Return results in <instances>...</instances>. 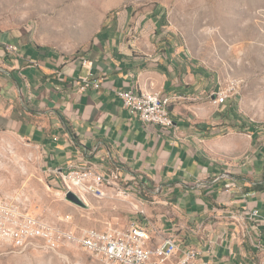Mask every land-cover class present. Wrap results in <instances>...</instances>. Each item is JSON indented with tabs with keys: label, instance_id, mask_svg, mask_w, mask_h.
<instances>
[{
	"label": "crops",
	"instance_id": "1",
	"mask_svg": "<svg viewBox=\"0 0 264 264\" xmlns=\"http://www.w3.org/2000/svg\"><path fill=\"white\" fill-rule=\"evenodd\" d=\"M162 35L127 39L113 27L70 57L0 31V131L35 147L52 189H64L55 171L71 163L120 167L128 195L99 202V218L146 227L152 247L173 236L174 259L195 249L207 264H264L262 154L244 156L240 144L225 152L222 136L237 121L212 102L220 87L183 44ZM85 78L100 86L82 88ZM120 89L170 96L173 124L131 118Z\"/></svg>",
	"mask_w": 264,
	"mask_h": 264
},
{
	"label": "rangeland",
	"instance_id": "2",
	"mask_svg": "<svg viewBox=\"0 0 264 264\" xmlns=\"http://www.w3.org/2000/svg\"><path fill=\"white\" fill-rule=\"evenodd\" d=\"M113 27L125 29L127 39L157 29L168 42L183 44L214 85L230 90L224 104L230 120L252 123L257 131L236 122L222 136L225 152L260 151L264 179V0H0V31L70 57L86 53ZM35 152L18 135L0 131V192L19 195L34 214L52 222L70 214L63 226L106 227L98 214L103 199L87 195L82 207L67 200L62 188H49ZM0 264L108 263L76 244L51 250L0 242Z\"/></svg>",
	"mask_w": 264,
	"mask_h": 264
},
{
	"label": "built area",
	"instance_id": "3",
	"mask_svg": "<svg viewBox=\"0 0 264 264\" xmlns=\"http://www.w3.org/2000/svg\"><path fill=\"white\" fill-rule=\"evenodd\" d=\"M9 49L19 50L15 45L9 46ZM87 62L92 65V61L84 59V64ZM92 84L100 86L99 83H92L90 78H85L82 88ZM117 92L131 118L139 119L145 124H173L169 109L170 96H164L161 91L120 89ZM211 97L214 105L222 106L227 103L230 90L220 88ZM55 172L63 181L65 198L68 191H73L82 199L87 195L99 200L128 195V190L121 185L120 167L99 171L90 164L71 163L66 171L57 169ZM19 198V195L0 192V242H7L17 249L37 244L57 250L62 246L76 244L108 264H207L198 262V252L195 249L185 252L181 259H174L178 244L173 236L166 237L156 246H149L151 234L138 223L134 222L128 227L109 223L103 229L63 226L62 222L71 221L70 214L59 217L58 221L61 223L52 222L34 214Z\"/></svg>",
	"mask_w": 264,
	"mask_h": 264
},
{
	"label": "water",
	"instance_id": "4",
	"mask_svg": "<svg viewBox=\"0 0 264 264\" xmlns=\"http://www.w3.org/2000/svg\"><path fill=\"white\" fill-rule=\"evenodd\" d=\"M66 199L79 205V206H82V207H85L87 206L85 204V202L82 200L81 197H79L76 193H74L73 191H68L67 194H66Z\"/></svg>",
	"mask_w": 264,
	"mask_h": 264
},
{
	"label": "trees",
	"instance_id": "5",
	"mask_svg": "<svg viewBox=\"0 0 264 264\" xmlns=\"http://www.w3.org/2000/svg\"><path fill=\"white\" fill-rule=\"evenodd\" d=\"M238 123V125L239 126H241L242 128H245V129H247V130H249V131H251V132H255V131H257V129L255 128V126L252 124V123H249V122H247V123H243V122H241V121H237ZM259 127V126H258Z\"/></svg>",
	"mask_w": 264,
	"mask_h": 264
},
{
	"label": "bare ground",
	"instance_id": "6",
	"mask_svg": "<svg viewBox=\"0 0 264 264\" xmlns=\"http://www.w3.org/2000/svg\"><path fill=\"white\" fill-rule=\"evenodd\" d=\"M86 198H88L87 196H85L82 200H84V202H85V200H86ZM87 205V204H86Z\"/></svg>",
	"mask_w": 264,
	"mask_h": 264
}]
</instances>
